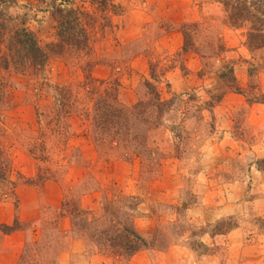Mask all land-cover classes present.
<instances>
[{"label":"rangeland","instance_id":"rangeland-1","mask_svg":"<svg viewBox=\"0 0 264 264\" xmlns=\"http://www.w3.org/2000/svg\"><path fill=\"white\" fill-rule=\"evenodd\" d=\"M113 1L88 54L51 48L60 0L2 7L48 59L0 69V264H264V48L248 50L222 0ZM148 84L168 101L159 118L147 105L104 133L95 115L152 103ZM110 85L119 105H102ZM123 227L146 241L121 238L131 255L100 244Z\"/></svg>","mask_w":264,"mask_h":264},{"label":"trees","instance_id":"trees-1","mask_svg":"<svg viewBox=\"0 0 264 264\" xmlns=\"http://www.w3.org/2000/svg\"><path fill=\"white\" fill-rule=\"evenodd\" d=\"M60 1L61 4L52 6L51 10V14L56 21L57 35V42L51 44V48L54 49V51L58 49L59 53L67 51L70 48L75 49L76 52L85 51V54H88L91 49L89 27L92 25L95 26L97 23L102 27L104 18H107L110 12H116V3H114L113 0H92L95 9L94 12L90 13L89 11L84 12L71 7L67 4L66 0ZM15 3L16 0H0V44H4V50L0 52V69L7 70L11 65H14L15 67H22L20 69L21 71L31 69L32 71L41 73L46 65L48 52L38 43L35 34L28 27L23 24L21 27L19 25L12 27V17L5 14L2 10L4 5H14ZM222 3L226 11L227 24L236 29H244L243 44L248 50L254 51L264 48V0H222ZM184 26L188 25L184 24ZM182 30L184 35L183 50L187 51L190 44L187 39L189 34L188 31H186L188 27ZM221 48L223 47L221 46ZM224 68L227 71L221 73V78H224L235 91H239L241 88L236 85L237 80L233 74V65L229 62L225 64ZM112 86L113 85H110L105 89L102 105H119L116 99L117 96L112 97V91H114ZM115 88L117 89V86ZM148 90L152 95V103L150 101L138 102L131 108L120 106L116 112L110 111L109 109L107 110L108 112H104L103 110L105 113L104 115H95V119L100 126L105 127L107 125L108 130L105 129L103 132L107 133L113 128H121L128 124L131 125L132 123H130V121L137 119V117L134 116V112L141 114L142 111L147 108V105L152 106V109L148 111L147 115H152V117L157 120L159 118V112H162V108L167 106L166 104H168V101L161 100L159 91H156L150 84H148ZM217 98L220 99L222 96H217L216 99ZM253 98L255 101L258 100L257 97ZM100 108L103 109V107ZM96 111L99 112L100 109L97 108ZM65 113L69 115L70 110L65 111ZM92 119L94 123L95 119L93 117ZM113 134L110 133L107 136H113ZM121 141H123V139ZM118 142L116 140L115 143L117 144ZM263 161L264 159L257 160V168L262 171H264V167L261 164ZM6 181L12 188L14 182L11 179H6ZM6 191L2 188L0 197L7 195L8 192ZM15 224L12 226L5 225L2 231L7 234L17 230L18 227ZM102 236H104V243L100 244L105 245L109 250L112 249L113 253L118 254L122 252L123 254L131 255L137 250L134 245L128 244V246L124 244L123 241H120L121 238L126 240L132 236L133 238L131 240L136 241V243L146 242L145 239L128 227L119 228L116 231H103Z\"/></svg>","mask_w":264,"mask_h":264},{"label":"crops","instance_id":"crops-1","mask_svg":"<svg viewBox=\"0 0 264 264\" xmlns=\"http://www.w3.org/2000/svg\"><path fill=\"white\" fill-rule=\"evenodd\" d=\"M7 222V221H6Z\"/></svg>","mask_w":264,"mask_h":264}]
</instances>
